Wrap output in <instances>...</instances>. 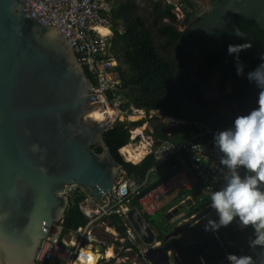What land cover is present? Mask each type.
<instances>
[{"label":"water","instance_id":"95a60500","mask_svg":"<svg viewBox=\"0 0 264 264\" xmlns=\"http://www.w3.org/2000/svg\"><path fill=\"white\" fill-rule=\"evenodd\" d=\"M29 3L0 0V264L37 263L49 228L62 221L68 209L70 197L63 192L66 184L78 183L102 199L127 172L105 139L112 124L89 115L102 105L92 104L97 99L96 85L79 60L71 36L32 14ZM238 15L255 20L264 29V0H218L194 17L186 31L223 45L224 33L239 39L248 35L239 27ZM182 168L181 164L154 180L138 197ZM210 211L207 207L196 214L185 227ZM178 212L179 208L169 211L163 220H173ZM128 218L145 246L141 254L150 264H188L210 241L192 255L179 238L154 246L161 240L141 211L133 207ZM182 231L173 230L166 239ZM249 234L245 232L240 239ZM212 240L218 251L220 241ZM172 248L178 249L182 262L178 258L172 262L168 254ZM97 249L104 252L105 247Z\"/></svg>","mask_w":264,"mask_h":264},{"label":"trees","instance_id":"16d2710c","mask_svg":"<svg viewBox=\"0 0 264 264\" xmlns=\"http://www.w3.org/2000/svg\"><path fill=\"white\" fill-rule=\"evenodd\" d=\"M111 4V20L114 25V35L111 38L112 50L119 64L116 66L117 75L123 82L121 96L124 98L123 106L144 109L147 113L160 109L166 115H172L186 122L170 127L157 116L149 120L147 132L153 134L158 140L170 139L181 141L200 132L204 127H210L214 133L233 126L238 115H246L257 107L258 93L260 91L255 83L246 78L247 72L255 69L260 63V53L264 52V29L258 23L238 15V24L248 33L243 38H236L230 34L222 35L223 45L214 38L199 34L195 31H186L179 28V16L175 12L176 3L168 0H107ZM213 3L218 0H212ZM184 19L191 20L198 13L195 0H181ZM230 44H250L251 48L239 54L240 62L246 65L245 76L236 72L235 54L228 53ZM93 78L88 66L84 65ZM215 88L219 95L211 98L207 92ZM232 106L235 118L221 111V106ZM147 119L135 122H115L105 133V139L115 158L124 164L128 175L146 177L148 171L155 163L153 154L148 155L139 163L127 161L120 149L129 144L130 130L135 126H142ZM215 135V134H214ZM212 135V139L213 136ZM101 151V147H96ZM175 162L171 160L167 171ZM168 204L157 214L163 215L172 207L180 205L187 209L185 218H192L203 211L210 203V198L201 193L197 183L193 189L180 191L174 195ZM192 196L190 205L184 200ZM84 193L76 192L70 197V203L63 219L65 234L76 232L86 225L88 217L80 208V201ZM131 207L140 209L138 196L129 202ZM149 223L159 226L169 223L168 220L159 221L151 219L152 215L143 214ZM111 227L119 234L117 243L124 248L132 247L135 252L140 251L138 244L129 239V222L118 214L105 217ZM237 220L227 227L217 230L221 248H227L229 253L236 255H252L254 260L259 255L258 247H249L248 237L240 239L247 231L254 238L251 227L241 228ZM124 238L125 241H120ZM162 239V235L159 240ZM186 247L188 255H192L197 248ZM208 247V246H207ZM204 250L208 263L215 261L217 253L214 247ZM125 251V250H124ZM126 252V251H125ZM127 253V252H126ZM128 254V253H127ZM145 255H141L143 264H150ZM263 256L256 260L260 264ZM195 259L189 264H197ZM38 264H53L52 261H40ZM101 264H116L115 260Z\"/></svg>","mask_w":264,"mask_h":264},{"label":"built area","instance_id":"2783aa9c","mask_svg":"<svg viewBox=\"0 0 264 264\" xmlns=\"http://www.w3.org/2000/svg\"><path fill=\"white\" fill-rule=\"evenodd\" d=\"M29 6L32 14L53 25L66 37L71 36V44L79 60L88 66L93 74L96 85L94 91L97 98L94 100L100 102L103 108H111L117 112L114 120L110 122L112 125L118 121L135 122L134 115L137 111L142 112L145 116L143 117L147 119L142 126L131 128L130 142L127 144L134 148H144L145 154L139 162L150 154L154 155L155 163L146 177H134L126 172L118 179L114 188L105 194L102 199H96L86 187L78 183L66 184L63 192L69 197L76 192L84 193V197L80 201V208L89 221L76 232L68 234L64 232L63 220L54 223L49 228L48 236L42 241L37 254V261L39 262L48 260L54 263L57 261L58 264H80L81 250L90 246L89 249L95 254L96 264H98L103 258V253L97 250L96 246L107 245L105 236L102 235V229L107 228L105 226L101 227V225H107L104 224L105 217L118 214L129 222L128 212L133 208L129 204L130 200L138 196L154 180L179 165H183V168L169 179L142 197H138L140 205V209H138L142 214L153 215L161 211L166 204V200L172 195H176L180 191L193 189L197 183L200 185L201 193L210 198L211 193L219 190L225 183L224 175L227 170L220 164L222 153L213 145L212 135L215 133L210 127L203 126L200 132L181 141L158 140L153 134L147 132L151 118L157 116L170 127H175L186 121L172 115H166L160 109L151 110L147 113L144 109H138L134 106L131 108L123 106L120 94L124 86L117 75L118 60L112 50L111 38L115 31L111 20V4L107 0H30ZM178 16H181V13ZM102 30H106V32ZM144 129H146V132H144ZM139 141H141L140 145ZM122 154L126 160L139 163L128 158L126 153ZM178 156L182 158L177 159ZM172 159L175 162L171 169L167 171ZM239 171L241 175L245 174L243 168ZM189 199L193 201L192 196H189L183 202ZM210 204L211 199L207 207H210ZM177 207L179 206L176 205L170 210ZM184 211L186 213L181 215L184 216L188 213L187 209L175 215L176 221L179 219L177 216L180 217V214ZM205 217L218 222V216L212 208ZM186 219L188 218L183 220ZM237 224L239 227L245 228L239 222ZM74 234L76 240L71 242L68 237ZM128 234L131 239H137V233L132 225L128 229ZM212 234L219 240L217 230H212ZM159 244L161 242L157 241L154 246ZM225 252L221 261L227 260L229 251L226 249ZM258 252L259 255L256 260L260 256L264 257V255H261L264 254V248L258 246ZM168 254L172 260L178 258L181 262L183 261V257L177 248L168 250ZM130 264L142 263L132 261ZM197 264H208L204 253L199 255Z\"/></svg>","mask_w":264,"mask_h":264},{"label":"clouds","instance_id":"9594fccd","mask_svg":"<svg viewBox=\"0 0 264 264\" xmlns=\"http://www.w3.org/2000/svg\"><path fill=\"white\" fill-rule=\"evenodd\" d=\"M249 48L250 44L228 46V53L235 54L238 76H245L246 68L240 62L239 54ZM259 58L261 63L248 71L246 76L250 83H255L260 89L257 107L246 115H238L232 127L219 130L213 136L214 147L222 153L220 164L227 171L224 175L225 183L219 190L212 192L210 197V207L215 210L218 222L210 219L205 225L206 231H216L238 220L241 226L254 230V238L249 239V247L253 249L258 246L264 248V52L260 53ZM241 168L245 170L244 175L239 171ZM188 219L186 223L191 222L193 217ZM138 238L137 234L136 240H130L138 244ZM125 250L128 254L134 251L132 247ZM227 260L229 264H256L252 255L229 253ZM80 264H96L95 254L87 249L81 250ZM260 264H264V259H261Z\"/></svg>","mask_w":264,"mask_h":264},{"label":"flooded vegetation","instance_id":"af4514ba","mask_svg":"<svg viewBox=\"0 0 264 264\" xmlns=\"http://www.w3.org/2000/svg\"><path fill=\"white\" fill-rule=\"evenodd\" d=\"M154 110H156V109H154ZM167 222H169V223H162L161 225H159L158 226V230L156 231V233L158 235L157 236L158 239L162 235L161 245L162 244H167V243L173 241L174 239L179 238V239H182L185 242L186 247L192 243L191 247H195V248H197V250L203 245V243H205V241L207 239H210V241L207 244V246L209 248H212V247L216 246L214 241L212 240L213 238L215 239L216 237L212 234V231H210V230L206 231L205 228H203L202 231H201L198 228H196V225H193L191 227H185L186 226V225H184L185 222L178 223V221L176 222L174 219L173 220H168ZM166 229H167V231H165ZM182 229H183V231L180 233V235L178 237H171L169 239H166L167 233H169V232H171L173 230H176L178 232L179 230H182ZM140 243H142V242L138 238V247L140 248V251H138V252L133 251L132 252L133 256H134L132 261L138 262V263H142L140 256L142 255L141 253H143V248L145 247L143 244H140ZM102 245H104V244H102ZM97 246H99V245H97ZM97 246H96V249H97ZM104 247H105V250H104V252H102L103 253V258H101V260L99 261L98 264H101L102 262L110 261L112 259L115 260L116 264H127V263L130 262V261L126 260V258L129 257V255H132V254H127L124 250L121 251V249H120L121 246H116V250H115L114 254H112L111 256L107 255L108 246L104 245ZM191 247L189 249H191ZM208 247H207V249H209ZM216 248L217 247L214 248L215 250L213 251V253L216 251ZM226 249L227 248H225V247L224 248L220 247L217 252L219 253V255L220 254L221 255L219 257L216 256L215 261L212 262V263H208V264H217V262L221 261V259L224 257V254L222 252L225 251ZM197 250H195V251H197ZM145 258H146V256H145ZM197 258L199 259V257H197ZM53 264H55V263L53 262Z\"/></svg>","mask_w":264,"mask_h":264},{"label":"rangeland","instance_id":"374dc122","mask_svg":"<svg viewBox=\"0 0 264 264\" xmlns=\"http://www.w3.org/2000/svg\"><path fill=\"white\" fill-rule=\"evenodd\" d=\"M168 1H170V2H174V3L177 4L176 7H175V12L177 13V15H178L179 13H181V16H179L180 21H179L178 25H179V28L182 29V30H184L185 28H187L188 23H190L194 17H196L197 15H199L201 12H203V11H205V10H208L209 7L213 4V1H212V0H195V2H196L197 5H198V8H199L198 13H197V14H196L191 20L186 21V20L184 19V14H182V13H183V6H182L181 4H179L181 0H168ZM117 60H118V59H117ZM118 64H119V61H118ZM83 65H84V64H83ZM207 95H208L209 97H211V98H214V97H217V96L219 95V93H218V91L213 87L212 89H210V90L207 92ZM120 98H121V100H122V104H123V103H124V98H122L121 94H120ZM231 107H232V106H229V105H223V106H221L220 108H221V111H222V112L226 113L228 116H230V117H232V118H235L236 115H234V113L232 112ZM145 115H147V114H145ZM143 116H144V114H143L142 112L137 111V112H135L134 120H135V121H139V120H141V119H144L145 116H144V117H143ZM126 121H127V120H126ZM141 128H142V127H141ZM144 132H146V129H144ZM140 144H141V141H139V145H140ZM120 152H121V153H125V152H122V149H121ZM173 197H175V196L172 195L168 200H166V204H168L169 201H170ZM166 204H165V205H166ZM179 206H180V205H179ZM178 208H179V207H178ZM181 208H184V207L181 206ZM181 208H180V210H179V213H180V211H181ZM170 211H171V210H170ZM157 213H158V212H157ZM157 213H155V215H154L152 218H150V220H151V219H154V220L156 219L157 221H159V220L161 219V214H157ZM184 213H186V211H184V212H182V213L180 214V217H179V219H178L177 221H179V220H183V217H184V216H181V215L184 214ZM202 222H204V220H203ZM105 224H108V223L105 222ZM104 231L107 232V229H104ZM165 231H167V229H166ZM72 236H73V237H72ZM72 236H69V237L67 236V237L70 239L71 242H74V241L76 240V236H75V234L72 235ZM109 240H110V239L105 238V241H106L107 246H113V245H112V242H114V241L112 240V242H110ZM247 242H248V240H247ZM114 243H115L114 248H116V246H119L116 242H114ZM140 244H142V243H140ZM133 258H134L133 255H129V257H127L126 260H128V261H132ZM173 261H174V259L172 260V262H173ZM228 262H229V261H227V260H222V261H219L218 264H228ZM38 263H39V261H37L36 264H38ZM55 263L58 264L57 261H55ZM129 263H130V262H129ZM129 263H127V264H129Z\"/></svg>","mask_w":264,"mask_h":264},{"label":"bare ground","instance_id":"6f19581e","mask_svg":"<svg viewBox=\"0 0 264 264\" xmlns=\"http://www.w3.org/2000/svg\"><path fill=\"white\" fill-rule=\"evenodd\" d=\"M96 103H100V102H98L96 100H93L92 104H96ZM89 115H91L92 118L97 120V121L111 122L116 117L117 112L115 110H112L111 108L110 109L103 108V105H102V106L92 110L89 113ZM122 152H125L127 154L128 158L133 159L136 162H139L142 159V157L144 156V154H145V151H144L143 147L134 148V147H132L130 145L129 146L128 145L124 146L122 148ZM89 248H90V246H88L86 249L90 250ZM112 254H113V248H112V246H110L107 249V255L111 256Z\"/></svg>","mask_w":264,"mask_h":264},{"label":"crops","instance_id":"0c3cea01","mask_svg":"<svg viewBox=\"0 0 264 264\" xmlns=\"http://www.w3.org/2000/svg\"><path fill=\"white\" fill-rule=\"evenodd\" d=\"M169 211H167L166 213H165V216H166V214L168 213ZM181 212V211H180ZM153 215H155V214H153ZM152 215V216H153ZM178 218H179V216H177ZM161 218H164L163 217V215H161ZM189 219H186V220H183V221H181V220H179V222L180 223H182V222H187ZM204 220V222H202ZM208 221H209V217H204L203 219H201L198 223H195L194 225H196V228H198L199 230H201L202 231V229L203 228H205V225L206 224H208ZM105 224V223H104ZM150 225L153 227V229L155 230V231H157L158 230V226H156V225H153L152 223H150ZM106 227L108 230H107V232L106 231H104V229H102V232H103V234L102 235H104L105 236V238H107V239H110L109 241L110 242H112V240L114 241V242H116L117 243V240L119 239V234L117 233V231L113 228V227H111L109 224H107V225H101V227ZM210 231H212V230H210ZM251 232V231H250ZM250 235V234H249ZM246 236V237H248L247 238V240L249 241V239L251 238L250 236ZM130 239V238H129ZM120 241H122V242H124L125 241V239L124 238H121L120 239ZM114 242H112V248H113V251L115 252V250H116V248H114V246H115V243ZM118 244V243H117ZM192 244V243H191ZM102 245V244H101ZM100 246V245H99ZM107 246V245H106ZM110 246H108V248H109ZM120 249H121V251H123V250H125V248H124V246H121L120 247ZM100 251V250H99ZM126 251V250H125ZM101 252V251H100ZM218 254V255H216L217 257L219 256V253L217 252V251H215L214 252V254ZM132 255H133V253H131ZM216 258V257H215ZM189 264V263H188ZM218 264V263H217Z\"/></svg>","mask_w":264,"mask_h":264},{"label":"snow or ice","instance_id":"6c2138e0","mask_svg":"<svg viewBox=\"0 0 264 264\" xmlns=\"http://www.w3.org/2000/svg\"><path fill=\"white\" fill-rule=\"evenodd\" d=\"M102 31H105L106 32V30H102Z\"/></svg>","mask_w":264,"mask_h":264}]
</instances>
